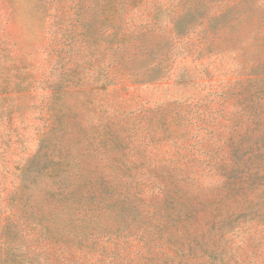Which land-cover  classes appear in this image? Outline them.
<instances>
[{
    "label": "rangeland",
    "instance_id": "1",
    "mask_svg": "<svg viewBox=\"0 0 264 264\" xmlns=\"http://www.w3.org/2000/svg\"><path fill=\"white\" fill-rule=\"evenodd\" d=\"M0 264H264V0H0Z\"/></svg>",
    "mask_w": 264,
    "mask_h": 264
}]
</instances>
